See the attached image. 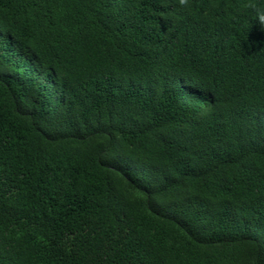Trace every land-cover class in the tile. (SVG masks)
<instances>
[{"label":"trees","instance_id":"16d2710c","mask_svg":"<svg viewBox=\"0 0 264 264\" xmlns=\"http://www.w3.org/2000/svg\"><path fill=\"white\" fill-rule=\"evenodd\" d=\"M248 2L0 0V264H264Z\"/></svg>","mask_w":264,"mask_h":264},{"label":"clouds","instance_id":"9594fccd","mask_svg":"<svg viewBox=\"0 0 264 264\" xmlns=\"http://www.w3.org/2000/svg\"><path fill=\"white\" fill-rule=\"evenodd\" d=\"M181 3L187 4L188 0H181ZM245 6L255 8L256 18H257L258 22L261 25H264V8L257 7L254 3H252V0H249V2Z\"/></svg>","mask_w":264,"mask_h":264}]
</instances>
